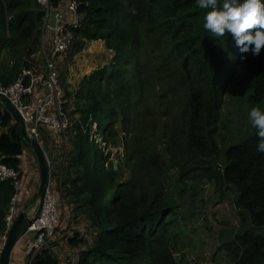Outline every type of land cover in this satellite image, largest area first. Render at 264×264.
Instances as JSON below:
<instances>
[{
    "label": "trees",
    "instance_id": "16d2710c",
    "mask_svg": "<svg viewBox=\"0 0 264 264\" xmlns=\"http://www.w3.org/2000/svg\"><path fill=\"white\" fill-rule=\"evenodd\" d=\"M76 1L81 20L72 29L69 56L97 40L113 54L72 91L59 75L65 110L77 116L66 143L45 127L39 131L41 145L51 155L56 152L53 175L61 173L54 190L57 204L65 200L89 230L78 229L66 240L58 237V205L55 239L27 256L28 264H60L63 258L70 264H180L171 247L168 216L179 211L184 186L203 180L214 184L221 199L232 201L240 218L238 226L218 235L226 238L219 246L230 264H264V235L255 233L264 226V153L256 150V133L235 143L239 133L252 128L249 122L236 118V134L219 131L229 86L247 81L246 104L248 98L255 105L264 102V48L241 61L230 35L214 38L203 29L205 10L195 0ZM61 2L0 0L3 86L15 82L30 59L43 61L42 36L48 47L52 37L44 28L46 14L64 11ZM95 133L106 145L124 146L116 169L110 151L95 143ZM24 147L17 122L0 104V160L21 181L28 179L21 164ZM125 169L129 176L123 178ZM148 175L151 187L145 191L140 184ZM175 177L181 194L169 193ZM13 194V186L0 181V239ZM28 195L27 188H20L17 207Z\"/></svg>",
    "mask_w": 264,
    "mask_h": 264
},
{
    "label": "rangeland",
    "instance_id": "374dc122",
    "mask_svg": "<svg viewBox=\"0 0 264 264\" xmlns=\"http://www.w3.org/2000/svg\"><path fill=\"white\" fill-rule=\"evenodd\" d=\"M42 43L45 47L48 46L46 45L45 34L42 36ZM112 54L111 51L104 47L103 42H88L87 46L81 52L71 57L67 53L64 57L58 60L59 63L57 68L60 75V81L64 78L65 83L69 85L68 90L72 91V89L77 88L80 79L84 75L89 74L92 70L108 63ZM1 58L4 62L5 59L3 55ZM232 86L233 85L229 86L227 89L225 104L220 113L221 124L219 131L224 136H227L228 134H236L237 131L234 129L236 118L239 119V122H248L246 115L252 107L259 105L264 108V102L255 105L249 103V98L247 99L246 104L245 98L250 92L249 83L247 81L246 83H240L238 86ZM65 98L68 103L67 105H70L71 100L67 97ZM70 110L71 109H68V112ZM69 117L73 119V122L77 119V116L71 117V115H69ZM92 129L94 133L95 124H93ZM255 133L256 130L254 128L247 131L244 130L239 133V136L235 139V143H239L246 137ZM68 135L69 133L66 135L67 138ZM92 137H94L93 139L95 140V143H97L105 153L110 151V160L112 162L116 161V167H114V169H116L118 166V160L124 159V146L122 144L117 147L106 145L96 133L92 134ZM53 156L54 154L51 155V157ZM52 161L53 164L56 163V157H53ZM217 161H219V157ZM37 168L36 165V169ZM170 171H172V169H170ZM123 172V178L129 176L128 170L125 169ZM37 178L39 181V175ZM142 178L143 180L140 186L145 191H148L151 187V176H143ZM177 181L178 180L175 177L169 188V193L181 194V184ZM36 189L34 190V194ZM183 189H185L182 193V198H184V200L179 199V211L168 216V220L170 221L169 230L172 232L170 242L176 259L180 264H230L229 259L226 256V250L221 249L219 246L222 243V240H226V238L220 240L221 238H218V235L221 230L228 231L227 227H236L239 224L240 218L234 209L232 201L226 197L221 199L214 184L205 180L202 182L190 181L188 186H184ZM229 193L230 192H228V194ZM58 203L61 209V223L57 230L58 237L66 240L78 229L89 230L88 222L83 216H75L76 214L65 200L62 201L60 199ZM31 208H36V204L34 203L31 205ZM255 233L264 235V226L256 227ZM56 248L59 251L62 249L58 245ZM69 249L71 248H68L67 250Z\"/></svg>",
    "mask_w": 264,
    "mask_h": 264
},
{
    "label": "built area",
    "instance_id": "2783aa9c",
    "mask_svg": "<svg viewBox=\"0 0 264 264\" xmlns=\"http://www.w3.org/2000/svg\"><path fill=\"white\" fill-rule=\"evenodd\" d=\"M47 6V0H40ZM64 16L56 25L49 26L50 14H46L44 28L52 33L50 47L42 43L40 50L43 61L36 62L33 58L28 61L29 67H23L18 78L12 84L3 86L0 83V94L6 96L15 106L25 122L27 133L40 143V127H45L54 136H59L66 143L67 133L73 124L65 110L64 90L59 83V73L56 68L57 61L64 57L73 44L72 29L80 24L78 3L76 0H62ZM39 87L35 92V87ZM41 144V143H40ZM66 150V146H64ZM54 154V153H53ZM48 164V184L43 196L38 217L29 226L28 232H33L34 237L27 244L24 252L27 256L46 247L56 236L58 224V204L54 194L57 184H60L61 173L54 176L53 161L46 157ZM64 160V159H63ZM0 181H8L14 188L8 212L5 217V230L0 239V256L5 245L8 231L17 216V198L21 187L18 172L8 167L0 160ZM60 264H70V259H61Z\"/></svg>",
    "mask_w": 264,
    "mask_h": 264
},
{
    "label": "clouds",
    "instance_id": "9594fccd",
    "mask_svg": "<svg viewBox=\"0 0 264 264\" xmlns=\"http://www.w3.org/2000/svg\"><path fill=\"white\" fill-rule=\"evenodd\" d=\"M205 10L203 29L214 38L230 35L241 53L257 57L264 48V0H195ZM256 29L255 32L249 31ZM248 122L256 130L257 152L264 153V108L257 105L247 114Z\"/></svg>",
    "mask_w": 264,
    "mask_h": 264
},
{
    "label": "water",
    "instance_id": "95a60500",
    "mask_svg": "<svg viewBox=\"0 0 264 264\" xmlns=\"http://www.w3.org/2000/svg\"><path fill=\"white\" fill-rule=\"evenodd\" d=\"M63 16L64 14L62 12H59L58 10L52 11L50 14L49 26L53 28L56 23L62 19ZM0 104L7 111H9V113L17 122L20 129L21 137L26 147L32 151L36 158L39 172V182L35 195L31 202V205H33L34 203L36 204V208H34V213H32V211L27 207L17 214L10 230L8 231L6 242L1 252L0 264H10V257L15 244L28 232L29 226L39 215L43 196L48 184V164L46 157L50 156V150L44 148L37 139L31 137L27 133L25 122L22 119L20 113L15 108V106L9 101V99L2 94H0ZM213 159L217 161L218 157L215 156ZM113 165L114 167H116V161H113ZM231 187L235 189V192H238V189L235 185H231Z\"/></svg>",
    "mask_w": 264,
    "mask_h": 264
},
{
    "label": "crops",
    "instance_id": "0c3cea01",
    "mask_svg": "<svg viewBox=\"0 0 264 264\" xmlns=\"http://www.w3.org/2000/svg\"><path fill=\"white\" fill-rule=\"evenodd\" d=\"M97 41L102 42L100 40H97ZM71 87H72V85H71ZM73 88H74V86H73ZM40 138H41V136H40ZM56 140H58V139L56 138ZM24 148L25 149H24V153H23L22 158H21L22 159L21 164H22L23 170H24L25 175H26L25 177H27L28 179L26 181L23 178V180L21 181V187L20 188H23V189L27 188V190L29 191V195L26 197H23L21 199L20 204L22 207L18 206L17 212L19 213L20 211H22L23 209L28 207L32 211V213H34V209L31 208V204H32L31 202H32V199L35 195L34 190L36 189V186L39 182L38 178H37L39 175V172L37 171L38 168L36 169L37 163H36V158L34 157V154L27 147H24ZM44 148H47V147H44ZM55 153H54L53 157H55ZM57 196L60 197L58 192H57ZM17 200H18V198H17ZM16 205H17V202H16ZM33 237H34L33 232H27L22 238H20V240L15 244V246L12 250L11 257H10V264H28V257L25 254L24 250H25L27 244L30 242V240L33 239Z\"/></svg>",
    "mask_w": 264,
    "mask_h": 264
}]
</instances>
